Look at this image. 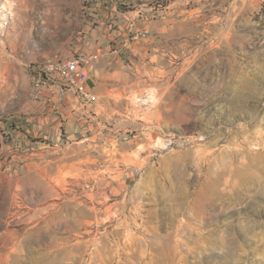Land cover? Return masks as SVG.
<instances>
[{
	"label": "rangeland",
	"instance_id": "obj_1",
	"mask_svg": "<svg viewBox=\"0 0 264 264\" xmlns=\"http://www.w3.org/2000/svg\"><path fill=\"white\" fill-rule=\"evenodd\" d=\"M8 2L0 264H264V0Z\"/></svg>",
	"mask_w": 264,
	"mask_h": 264
},
{
	"label": "built area",
	"instance_id": "obj_2",
	"mask_svg": "<svg viewBox=\"0 0 264 264\" xmlns=\"http://www.w3.org/2000/svg\"><path fill=\"white\" fill-rule=\"evenodd\" d=\"M140 37L137 34L135 40ZM36 74L35 83H38L39 91L48 90L55 96L74 92L88 103L94 99L90 88V65L84 57H75L68 61L50 59L36 70Z\"/></svg>",
	"mask_w": 264,
	"mask_h": 264
},
{
	"label": "bare ground",
	"instance_id": "obj_3",
	"mask_svg": "<svg viewBox=\"0 0 264 264\" xmlns=\"http://www.w3.org/2000/svg\"><path fill=\"white\" fill-rule=\"evenodd\" d=\"M7 2H8V0H7ZM8 3H9L8 4L9 8H11L12 7V4L10 2H8Z\"/></svg>",
	"mask_w": 264,
	"mask_h": 264
}]
</instances>
